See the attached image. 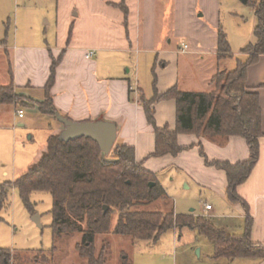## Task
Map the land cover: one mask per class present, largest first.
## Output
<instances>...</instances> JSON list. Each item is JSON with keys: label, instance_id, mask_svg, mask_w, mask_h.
<instances>
[{"label": "crops", "instance_id": "crops-1", "mask_svg": "<svg viewBox=\"0 0 264 264\" xmlns=\"http://www.w3.org/2000/svg\"><path fill=\"white\" fill-rule=\"evenodd\" d=\"M122 3L128 8L127 22L119 7ZM221 12V0H56L52 41L25 40L20 45L0 46L8 57L1 58L0 85L13 81L18 94L26 97V107L38 112L53 59L63 56L51 90L58 113L74 121L114 122L116 143L134 147L136 160L143 167L157 176L182 171L184 180L217 191L221 206L235 210L245 222L243 206L227 197L225 171L205 163L199 144L209 160L237 163L250 157L246 139L231 136L219 144L203 136L179 134V144L189 149L177 156L151 157L155 130L141 104L143 96L154 95V77L161 94L174 86L182 91L198 92L202 85L213 89V76L221 69L214 65V71L207 73L205 55L218 57ZM91 50L94 55L87 56ZM247 88L259 93L264 130V55L248 68ZM154 107L157 126L176 129L175 100L159 101ZM59 125L51 126L49 137L62 130ZM238 193L254 219L252 240L264 244V136L260 138L259 161ZM211 207L209 211L202 207L201 214L227 216L221 208ZM233 263L264 264V259L239 258L227 264Z\"/></svg>", "mask_w": 264, "mask_h": 264}, {"label": "trees", "instance_id": "trees-1", "mask_svg": "<svg viewBox=\"0 0 264 264\" xmlns=\"http://www.w3.org/2000/svg\"><path fill=\"white\" fill-rule=\"evenodd\" d=\"M247 4L255 9L257 17L254 29L256 41L241 49V53L247 57L238 58L235 69L217 71L212 79V90L182 91L174 86L161 94L154 77V95L148 99L144 96L141 98L147 120L155 130V150L151 157L177 156L189 149L179 144V134L203 136L219 144L226 143L231 136L246 139L250 157L237 163L211 161L199 144L205 163L225 171L229 201L241 204L247 213L242 234L229 233L208 215L176 214L146 208L159 199H166L167 195L157 175L136 160L134 147L118 142L110 152L114 158L108 159L96 141L82 137L66 142L59 138V134L49 137L47 151L23 177L0 186V219L1 212L9 204L8 187L14 185L31 211L30 195L33 191H49L53 196L51 213L55 245L48 255L51 261L57 251V240L64 236L81 234V241L76 245L80 257L87 259L89 264H105V247L98 256L95 255L98 235L114 231L132 240H157L173 228L196 229L207 237L213 243L215 259L263 260L264 244L252 240L254 219L249 214L248 203L238 193V187L250 178L259 161L260 138L264 136L259 93L247 88L248 68L264 55V0H247ZM119 7L127 22V6L122 3ZM229 56H233L231 45L227 33L220 26L218 58ZM62 57L53 59L51 75L44 88L45 100L39 103V111L44 114L55 116L58 113L51 90ZM25 99V96L18 94L13 81L0 85V107ZM164 100L176 102L174 130L168 125L158 127L156 124L154 104ZM106 205L108 209L105 212ZM38 253L43 252L21 251L13 254L10 249L0 247V264H15L22 256L35 262ZM120 264H129L128 257L123 255Z\"/></svg>", "mask_w": 264, "mask_h": 264}, {"label": "rangeland", "instance_id": "rangeland-1", "mask_svg": "<svg viewBox=\"0 0 264 264\" xmlns=\"http://www.w3.org/2000/svg\"><path fill=\"white\" fill-rule=\"evenodd\" d=\"M221 2L220 25L228 35L233 56L219 62L217 55L206 54L207 73L214 71V65H218L221 70L235 69L237 59L247 57L241 53V49L256 41L255 9L242 0ZM55 31L56 0H0V46L20 45L25 40H29V43L41 39L52 41ZM9 50L10 53L13 52ZM1 58H8L5 48H0V66ZM198 89V92H204L210 88L202 85ZM27 104L26 101H19L15 102L16 107L13 104L0 107V186L7 182L14 183L40 161L47 151L52 125L59 123L64 128L53 115L32 111L26 107ZM20 108L24 109L23 117H19L17 113ZM107 156L108 159L114 158L110 153ZM157 177L167 198L159 199L146 208L200 215L202 207L210 203L216 209L221 208L227 215L213 218L218 226L225 227L229 233H243L244 219L235 210L231 212L221 206L222 200L217 191L197 185L190 179L184 180V173L176 169ZM8 189L9 204L1 212L0 219V247L10 249L13 254L21 251L43 252L38 253L35 262L22 256L15 264H89L87 259L80 257L76 248L81 241V234L58 239L54 259H49L48 255L55 245L51 213L54 203L49 191L31 193V211L21 199L17 187L11 185ZM115 222L116 217L113 225ZM104 247L105 264H120L123 255L128 257L129 264L228 263L226 258H213V243L196 229L190 228L170 229L157 240H132L110 231L97 236L95 255L98 256Z\"/></svg>", "mask_w": 264, "mask_h": 264}, {"label": "water", "instance_id": "water-1", "mask_svg": "<svg viewBox=\"0 0 264 264\" xmlns=\"http://www.w3.org/2000/svg\"><path fill=\"white\" fill-rule=\"evenodd\" d=\"M247 3V0H242ZM56 119L64 125L58 133L63 141L75 140L86 137L96 141L101 151L108 155L114 147L117 139V125L114 122L99 119L96 121H74L66 116L56 113ZM105 212L108 206L105 207Z\"/></svg>", "mask_w": 264, "mask_h": 264}, {"label": "built area", "instance_id": "built-area-1", "mask_svg": "<svg viewBox=\"0 0 264 264\" xmlns=\"http://www.w3.org/2000/svg\"><path fill=\"white\" fill-rule=\"evenodd\" d=\"M94 53H95V51H94V50H91V51L88 52L87 56H92V55H94ZM17 112H18V115H19L20 117H22V116L24 115V109H22V108L18 109ZM211 208H212V207H211L210 204H206V205H205V209H206L207 211H209Z\"/></svg>", "mask_w": 264, "mask_h": 264}]
</instances>
